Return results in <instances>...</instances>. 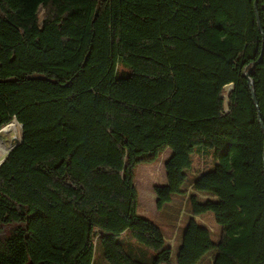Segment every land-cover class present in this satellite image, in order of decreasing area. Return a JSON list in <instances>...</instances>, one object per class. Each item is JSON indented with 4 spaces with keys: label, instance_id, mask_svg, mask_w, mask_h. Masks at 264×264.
Instances as JSON below:
<instances>
[{
    "label": "trees",
    "instance_id": "16d2710c",
    "mask_svg": "<svg viewBox=\"0 0 264 264\" xmlns=\"http://www.w3.org/2000/svg\"><path fill=\"white\" fill-rule=\"evenodd\" d=\"M14 120L0 264H33L38 221L61 264H173L135 213L136 168L166 149L175 264H264V0H0V130Z\"/></svg>",
    "mask_w": 264,
    "mask_h": 264
},
{
    "label": "rangeland",
    "instance_id": "374dc122",
    "mask_svg": "<svg viewBox=\"0 0 264 264\" xmlns=\"http://www.w3.org/2000/svg\"><path fill=\"white\" fill-rule=\"evenodd\" d=\"M230 90L231 87L229 86ZM14 136L20 142L22 140V129L16 126ZM171 156L170 150L160 154L158 161L150 164H141L136 168L135 187L137 192V204L135 213L137 216L149 219L160 227L166 242L172 248V263L175 264L178 248L181 242L182 232L186 224V217L181 218L178 213L185 208V195H174L172 203L165 207L163 212L156 209V194L154 188L166 185V174L164 164ZM0 170L18 189H22L23 180V155H20L14 164L0 167ZM209 228L213 222L208 221ZM30 254L32 263L52 261L62 263L61 252L52 248L46 236L43 222H36L30 230ZM212 256L208 253L199 264H212ZM31 264V263H30Z\"/></svg>",
    "mask_w": 264,
    "mask_h": 264
},
{
    "label": "bare ground",
    "instance_id": "6f19581e",
    "mask_svg": "<svg viewBox=\"0 0 264 264\" xmlns=\"http://www.w3.org/2000/svg\"><path fill=\"white\" fill-rule=\"evenodd\" d=\"M17 125L19 124L14 120L0 130V167L14 164L23 153L22 140L18 142L14 136Z\"/></svg>",
    "mask_w": 264,
    "mask_h": 264
},
{
    "label": "water",
    "instance_id": "95a60500",
    "mask_svg": "<svg viewBox=\"0 0 264 264\" xmlns=\"http://www.w3.org/2000/svg\"><path fill=\"white\" fill-rule=\"evenodd\" d=\"M254 100V99H253ZM21 129H22V127H21Z\"/></svg>",
    "mask_w": 264,
    "mask_h": 264
}]
</instances>
